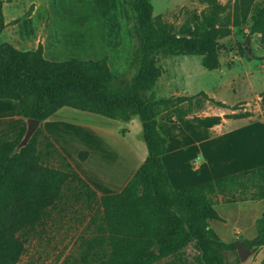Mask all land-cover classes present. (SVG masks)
<instances>
[{
    "label": "trees",
    "instance_id": "trees-1",
    "mask_svg": "<svg viewBox=\"0 0 264 264\" xmlns=\"http://www.w3.org/2000/svg\"><path fill=\"white\" fill-rule=\"evenodd\" d=\"M91 1L112 47L119 45L121 15L132 19L140 41L132 81L112 73L106 58L53 62L44 58L41 44L35 50L22 51L2 42L0 100L16 102V116L39 122L62 107L123 123L137 118L147 157L120 193L98 196L42 128L24 146L25 124L0 134V264H19L27 245L47 233L53 212L72 208L70 202L80 200L96 205L97 210L91 208L85 226L92 236L80 238L70 264H155L180 257L190 245L197 251L196 264H239L236 246L226 243L209 224V219H216L212 206L218 197L224 203L264 200V165L194 187L172 189L162 162L167 139L158 129V114L183 102L191 107L199 97L219 108L227 106L204 92L156 98L152 89L162 75L161 57L200 56L204 69H218L219 40L229 35V26L239 28L250 19V33L264 44V0H233L231 19L222 16L226 5L219 0H193L204 8L177 31L153 17L148 0ZM5 2L0 0V34L6 26ZM230 109L238 110L235 106ZM250 116V112H238L193 116L191 121L211 128L223 119ZM41 140L59 155L65 169L44 164L42 156L48 153L40 150ZM262 237L260 233L248 241L246 248L260 244Z\"/></svg>",
    "mask_w": 264,
    "mask_h": 264
},
{
    "label": "rangeland",
    "instance_id": "rangeland-1",
    "mask_svg": "<svg viewBox=\"0 0 264 264\" xmlns=\"http://www.w3.org/2000/svg\"><path fill=\"white\" fill-rule=\"evenodd\" d=\"M152 5V15L164 23L174 27L180 26L194 13H199L204 6L193 0H148ZM226 5L222 16L231 19L233 0H219ZM258 2V1H257ZM125 5V3H124ZM126 6V5H125ZM4 11L9 26L19 22L25 27V22H51L60 26L58 31L68 34L60 42L48 39L45 47V59L53 62L66 61L75 58L82 61H97L106 58L112 73L121 80L130 82L137 73L139 36L132 19L121 15L120 40L116 47L110 46L105 40L103 22L91 0H6ZM32 18L29 19V16ZM31 20V21H30ZM63 26V27H61ZM248 22L239 27L229 26V35L219 40V67L207 71L201 64L202 57L191 55H174L161 57L158 66L162 75L152 89L156 98H168L174 95H195L206 91L207 96L217 102H223L227 108H218L203 97L193 102V113L201 117L217 113L232 115L238 112H250L252 117L245 120L229 121L225 126L240 145H245L244 139H262L264 137V44L259 36L251 34ZM66 27V28H64ZM69 27V28H68ZM16 27L7 28L5 35L0 37V44L11 41L19 50L35 49L36 44L19 42L14 36ZM214 95V96H213ZM237 107L233 111L230 108ZM1 113V111H0ZM40 150L48 153L42 156L45 165L65 169L59 155L45 140H41ZM215 205L224 203L220 197ZM72 208L53 212L47 233L41 238H35L26 247L19 264H70L80 238L92 236L86 232L92 210L87 201H71ZM219 213L226 220L218 225L219 220L212 219L216 229L224 240L226 234L241 242L237 249L239 264H262L264 259V203L253 205L247 203L224 205ZM217 222V223H214ZM226 234H224V232ZM263 233L262 241L251 250L246 248L250 240H255ZM246 235L252 236L246 239ZM226 241V240H225ZM244 242V243H242ZM197 251L190 245L180 257L163 259L155 264H196L193 260Z\"/></svg>",
    "mask_w": 264,
    "mask_h": 264
},
{
    "label": "crops",
    "instance_id": "crops-1",
    "mask_svg": "<svg viewBox=\"0 0 264 264\" xmlns=\"http://www.w3.org/2000/svg\"><path fill=\"white\" fill-rule=\"evenodd\" d=\"M3 16L6 26L0 37L5 35L7 28L16 27L19 31L14 35L16 40H31L36 44L35 49L41 44L44 58V44L48 39L53 38L56 44L61 41L58 39L70 35L69 32L66 34L58 31L60 26L51 22L39 24L28 21L22 29L19 22L9 26L4 7ZM31 18L32 15L29 16ZM4 42L16 48L11 41ZM193 106L183 102L157 116L158 129L167 139L162 162L172 189L194 187L264 165V137L259 140L246 138L245 145H240L225 128L229 121L235 119H223L218 125L204 128L191 121L193 116H198L194 115ZM16 109V102L0 100V134L25 124L26 133L21 142V146H24L33 133L42 128L54 146L98 196L120 193L147 157V148L141 135V122L137 118L123 123L98 114L62 107L46 120L39 122L16 116ZM251 117L237 120L246 122ZM120 130L125 133L121 134ZM83 152L87 154L84 158L81 155ZM241 203L258 206L264 200L212 206V214L219 220L218 225L226 222L219 213L221 206ZM209 224L224 240L220 227L216 229L211 219ZM232 230L230 234L223 231L226 234L224 241L239 249L241 242L233 238ZM245 237L250 239L252 236L245 234Z\"/></svg>",
    "mask_w": 264,
    "mask_h": 264
}]
</instances>
